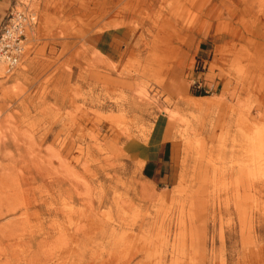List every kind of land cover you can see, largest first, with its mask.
<instances>
[{
	"label": "rangeland",
	"instance_id": "obj_1",
	"mask_svg": "<svg viewBox=\"0 0 264 264\" xmlns=\"http://www.w3.org/2000/svg\"><path fill=\"white\" fill-rule=\"evenodd\" d=\"M26 8L0 64V264H264V0H0V34Z\"/></svg>",
	"mask_w": 264,
	"mask_h": 264
},
{
	"label": "built area",
	"instance_id": "obj_2",
	"mask_svg": "<svg viewBox=\"0 0 264 264\" xmlns=\"http://www.w3.org/2000/svg\"><path fill=\"white\" fill-rule=\"evenodd\" d=\"M37 25V15L33 10L14 9L0 34V64L7 74H13L19 67L28 44L30 34Z\"/></svg>",
	"mask_w": 264,
	"mask_h": 264
},
{
	"label": "crops",
	"instance_id": "obj_3",
	"mask_svg": "<svg viewBox=\"0 0 264 264\" xmlns=\"http://www.w3.org/2000/svg\"><path fill=\"white\" fill-rule=\"evenodd\" d=\"M114 45L111 44L105 51L107 57L112 61L120 59L119 49ZM149 152L152 155L146 160L142 168V177L154 187L165 189L173 183V145L168 143L159 145L156 150Z\"/></svg>",
	"mask_w": 264,
	"mask_h": 264
},
{
	"label": "bare ground",
	"instance_id": "obj_4",
	"mask_svg": "<svg viewBox=\"0 0 264 264\" xmlns=\"http://www.w3.org/2000/svg\"><path fill=\"white\" fill-rule=\"evenodd\" d=\"M214 102V101H213ZM157 103V102H156ZM141 105V104H140ZM131 108H135V109H138L139 111L141 110V107L140 106H137V105H134L132 106ZM160 122L159 124L163 123V121H158ZM159 128H162V124L160 126H158ZM70 152V151H69ZM28 206V205H27ZM10 212H16V210H10ZM29 212V210H26V214Z\"/></svg>",
	"mask_w": 264,
	"mask_h": 264
},
{
	"label": "trees",
	"instance_id": "obj_5",
	"mask_svg": "<svg viewBox=\"0 0 264 264\" xmlns=\"http://www.w3.org/2000/svg\"><path fill=\"white\" fill-rule=\"evenodd\" d=\"M196 96H205L204 94L200 93V94H196Z\"/></svg>",
	"mask_w": 264,
	"mask_h": 264
}]
</instances>
